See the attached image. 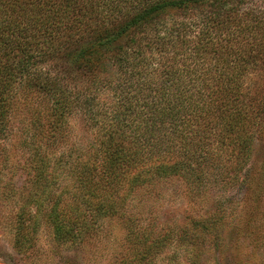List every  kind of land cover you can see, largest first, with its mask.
Segmentation results:
<instances>
[{
    "label": "trees",
    "instance_id": "16d2710c",
    "mask_svg": "<svg viewBox=\"0 0 264 264\" xmlns=\"http://www.w3.org/2000/svg\"><path fill=\"white\" fill-rule=\"evenodd\" d=\"M258 133L264 0H0V230L15 252L42 225L77 245L117 219V264H264ZM173 179L196 212L145 223L131 203Z\"/></svg>",
    "mask_w": 264,
    "mask_h": 264
},
{
    "label": "rangeland",
    "instance_id": "374dc122",
    "mask_svg": "<svg viewBox=\"0 0 264 264\" xmlns=\"http://www.w3.org/2000/svg\"><path fill=\"white\" fill-rule=\"evenodd\" d=\"M69 125L74 133L88 136L85 124L77 115L69 118ZM84 131V132H83ZM82 139V140H83ZM10 142V141H8ZM12 143V142H11ZM9 144V164L7 176L9 175L16 184L21 183L25 177L23 169L24 157L19 149L13 144ZM253 165L258 167L264 160V135L258 133L254 140V151L252 159ZM142 193V201H135L131 208L139 210L145 208V223H155L158 226H172L175 223H183L188 212H196L199 202L194 208H189L186 196L183 194V183L181 180L173 179L165 183L156 185L155 188ZM143 191V190H142ZM213 191L206 195V203L211 201ZM202 199L200 198L199 201ZM102 231L98 236L88 237L85 241L77 245L58 244L52 237L50 227L42 225L38 238L25 252L17 253L12 248L9 236L0 230V264H117L118 258H114V249H119L122 244L124 229L117 219H105L102 222ZM247 244L251 243L246 239ZM261 255L264 254V245L260 244ZM227 257V258H226ZM227 261L235 258L228 254Z\"/></svg>",
    "mask_w": 264,
    "mask_h": 264
}]
</instances>
